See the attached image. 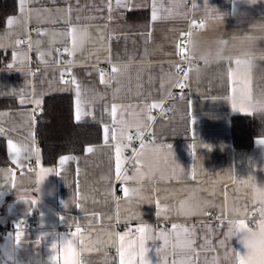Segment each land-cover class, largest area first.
Returning a JSON list of instances; mask_svg holds the SVG:
<instances>
[{
    "label": "crops",
    "instance_id": "crops-1",
    "mask_svg": "<svg viewBox=\"0 0 264 264\" xmlns=\"http://www.w3.org/2000/svg\"><path fill=\"white\" fill-rule=\"evenodd\" d=\"M16 1L0 27V102L19 104L0 106L12 164L0 165V264L13 241L19 264H141L142 235L157 237L145 241L148 264H264V247L249 260L229 231L243 220L264 236V136L248 148L231 138L232 118L264 103V0H26V22ZM194 34L202 48L230 45L226 62L191 55L199 66L181 74ZM251 49L250 65L237 53ZM65 94L102 142L44 165L37 116ZM29 216L37 225L19 227L18 245L16 220Z\"/></svg>",
    "mask_w": 264,
    "mask_h": 264
},
{
    "label": "trees",
    "instance_id": "trees-1",
    "mask_svg": "<svg viewBox=\"0 0 264 264\" xmlns=\"http://www.w3.org/2000/svg\"><path fill=\"white\" fill-rule=\"evenodd\" d=\"M16 10V0H0V27ZM0 106L17 107L19 104L10 98L0 102ZM36 132L44 165L56 164L64 154L80 155L87 146L102 142L101 125L97 122L76 121L72 97L66 94L44 99L37 116ZM259 136H264V114L252 113L232 118L231 138L235 148L251 147ZM0 165H12L3 139H0Z\"/></svg>",
    "mask_w": 264,
    "mask_h": 264
},
{
    "label": "clouds",
    "instance_id": "clouds-1",
    "mask_svg": "<svg viewBox=\"0 0 264 264\" xmlns=\"http://www.w3.org/2000/svg\"><path fill=\"white\" fill-rule=\"evenodd\" d=\"M242 2L248 6H253L259 3L260 0H242ZM191 45L190 55L195 56L198 60H201L204 63L215 62L218 59L221 60V62H226L223 60V57L227 54V50L230 47V45L212 42L211 47L202 48L198 34H194L191 37ZM237 55L242 58V61H246L251 65L254 63L257 54L251 49L238 52ZM249 107L253 114H264V103H256V101H252L250 102ZM229 231L231 238L235 239L237 243L247 251H253L258 247H264V236H260L257 230L242 229L237 225H232L230 226ZM222 260V257H218L214 260V264H222ZM5 264H19V249L14 241L12 246L6 250ZM47 264H49V260Z\"/></svg>",
    "mask_w": 264,
    "mask_h": 264
},
{
    "label": "snow or ice",
    "instance_id": "snow-or-ice-1",
    "mask_svg": "<svg viewBox=\"0 0 264 264\" xmlns=\"http://www.w3.org/2000/svg\"><path fill=\"white\" fill-rule=\"evenodd\" d=\"M206 2H207V0H205V3ZM19 3H20L21 18L24 19V21L26 22V17H27L26 0H19ZM117 6H120V0H117ZM194 7H195V5H194ZM156 18L157 17L155 15V8H154L153 19H156ZM217 18L219 19L220 17L217 16ZM16 21H17V18H11V19L8 20V25L11 26L14 23H16ZM198 27L203 28L204 27V24L201 23V24L198 25ZM73 32H75V29L73 30ZM17 42H19V41H17ZM237 63H239V61ZM8 67L9 68H12L13 66L12 65H9ZM113 71L114 72L117 71V68L115 66L113 68ZM186 78L187 77H185V79ZM180 87H183V85H180ZM76 90H77V114H76V119L79 120L80 117H81V112H80V107H79V105H80V99H79V97H80V86H79V84H77ZM21 102H23V101H21ZM153 107H156V105H153ZM233 107L235 108L236 105L233 104ZM241 110H244V109L241 108ZM115 112H116V109H115V107H113L112 108V114L114 115ZM2 131L3 130L0 129V132H2ZM257 143L264 145V139L258 140ZM10 147L13 149L15 155L18 157L19 156V152H18V150H16V146L15 145H10ZM170 147L171 146L169 145V148ZM93 150L94 149H92V148H89L88 149L89 152H92ZM69 159H73V158L72 157H67V156L62 157L60 159V166L63 167V165ZM43 171L45 173H47V172H52L54 170L53 169H44ZM41 179H43V177H41ZM245 183H250V181H245ZM261 196H264V193H261ZM34 203L35 202L32 201V204H34ZM261 203H262V206H264V199H262ZM160 211L161 212H164L165 209L164 208H161ZM238 226L241 227V228H246V225L244 224V221L243 220H240L239 221ZM16 227H17V233H16L15 239H16L17 244L19 245L20 244V236H21V233L19 231L20 224L18 223L16 225ZM173 227L175 228L176 226L174 225ZM260 227L264 228V224H262ZM138 231L143 234V233H146V232H150L151 230L150 229H147L146 227H141L140 229H138ZM155 238H157V237H154V236H144V235L141 236V238H140V247H139V255H140V258H141V264H148V261H147V259L145 257V253L148 251V249L145 247V241L147 239H155ZM159 238L164 239L165 240V244L168 243L167 238H166V236H165L164 233H161ZM121 239H123V237H121ZM67 244L70 247V242H67ZM257 254L258 253L253 252L252 250H249V251H247V259L250 260L254 255H257ZM239 264H246V258L244 256H241L239 258Z\"/></svg>",
    "mask_w": 264,
    "mask_h": 264
},
{
    "label": "built area",
    "instance_id": "built-area-1",
    "mask_svg": "<svg viewBox=\"0 0 264 264\" xmlns=\"http://www.w3.org/2000/svg\"><path fill=\"white\" fill-rule=\"evenodd\" d=\"M181 74L182 73H185L189 68H192V69H195L199 66V62L194 59L193 57H191V55L186 52L182 59H181ZM67 78H69V75H67ZM37 111H39V109H36ZM137 136H138V133L136 131H131V138L136 140V141H139V140H144V139H148V138H152L153 135L147 131L143 132L141 135H140V138L137 140ZM137 143V142H136ZM27 168L28 169H32L33 168V163H29L27 165ZM121 199V197H119ZM35 214V210H32V213L31 215ZM207 216L209 217H212L213 216V211H208L207 212ZM257 221H258V214L253 212L251 213L250 217H249V224L251 226H256L257 224ZM20 224V227H27V228H33L35 227L37 224L36 222L34 221V218L33 216H29L27 218H20L18 220H16V225L17 224ZM120 227L122 229H125V230H130L131 229V226L130 225H127V224H122L120 225Z\"/></svg>",
    "mask_w": 264,
    "mask_h": 264
}]
</instances>
